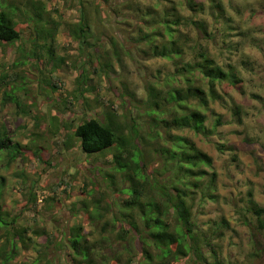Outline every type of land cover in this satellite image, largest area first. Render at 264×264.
Listing matches in <instances>:
<instances>
[{
	"label": "rangeland",
	"instance_id": "1",
	"mask_svg": "<svg viewBox=\"0 0 264 264\" xmlns=\"http://www.w3.org/2000/svg\"><path fill=\"white\" fill-rule=\"evenodd\" d=\"M86 1L91 0H83L84 3ZM111 1L123 3L124 7L129 2ZM141 1L156 4L157 7L165 3L164 0ZM175 1L185 15H190L185 0ZM201 1L208 14V0ZM220 1L225 15L238 28L235 31L241 33L235 36L231 34L227 39L239 41L240 46L237 51L230 53L222 50V38L219 35L214 40L218 46L213 45V41L207 44L210 53L218 61L237 63L241 82L234 87L224 85L221 92L228 103L231 100L239 104L243 113L242 122L238 123L233 121L230 111L222 104H215V110L223 115L226 122L218 127L216 134L209 137L189 130H168L160 118H169L170 104L163 102L160 96L152 100L153 105H159L155 109L148 95L149 87L153 85L165 96L173 83L170 75L175 70V63L194 59L195 51L191 46L197 45L194 38L199 33L195 26L186 28L189 36L182 41L184 45L181 52L166 56L153 53L151 49L154 44H158V51L161 49L163 41L160 42V34L154 36L151 42H136L140 23L134 16L125 20L114 16V21H109L111 24L106 21L100 26L90 25L92 36L89 41L95 43L100 40V51L107 50L110 56L107 63L110 66H102L105 73H93L94 66H101L94 60V66L89 67L91 73H87V90L81 91L83 84L79 86L77 79L80 71L87 68V64L82 62L88 56L78 48L70 31L71 24L79 19L78 0L15 2L21 10L15 18L21 38L14 43L0 42V80L8 82L4 90L13 91L12 99L2 101L0 87V122L5 126L6 136L11 142L22 145V152L8 167L0 165V173L6 181L2 203L5 217V212L9 216L15 215L20 227L33 225L30 231L24 233L35 242L28 247L20 244L16 260L30 262L34 259L38 254L36 248L43 247L47 234L52 231L55 232V239L50 250H56L58 254H50L54 264H68L66 252L69 248L65 232L70 227L82 225L90 237L100 238L101 234L114 233L113 229L119 224L115 210L127 197L120 190L121 176L113 168L116 143L105 152L86 154L76 141L69 149L56 141L58 137L64 139L65 129H70L81 120L96 117L108 121V114L112 112L116 113L117 121L127 125L124 133L129 134V126L134 124L141 134L150 138L154 144L148 148L149 151L158 148L160 143L170 146L172 142L169 134H182L208 153L212 165L207 168L216 172L215 192L219 198L204 202H199L197 198L194 209L198 223L206 228L213 221H220L224 217L229 222V228L224 230L219 241L223 257L233 264H264V254L254 259L247 256L253 244L248 227L243 222L244 215L251 217V212L246 209L247 191L264 206V0ZM31 2H39V5L44 3L47 11L43 16L61 23L50 43V51L49 38L33 36L35 21L30 19L36 17L33 16L35 10ZM207 18L212 24L209 15ZM142 26L146 31L155 30L152 26ZM211 28L210 25L208 29ZM160 31L158 33L169 35L164 28ZM170 32L174 35L177 31L172 29ZM112 35L116 40L119 39L120 52L128 55L115 59L108 38ZM122 36L126 37L129 52L120 41ZM200 42L206 43L203 39ZM86 49L94 54L92 46ZM101 53L105 56L103 51ZM99 57L103 64L100 54ZM129 111L132 114L126 116L125 113ZM151 115L157 120L154 121ZM156 133L157 137L152 138ZM215 143H225L232 148L219 150ZM37 145L41 147L40 152ZM36 149L37 152L33 153L32 150ZM152 154L155 156L148 158L147 167L158 169L163 160L155 151ZM62 179L65 182L57 186ZM111 180L115 183L112 184ZM110 203L112 206H109ZM106 221H109V226L102 231L101 225ZM102 244L101 250L107 254L112 255L117 249L122 259L127 254L120 245L114 244L109 248L108 241ZM130 255L138 258L134 248L130 250ZM115 260L111 258L107 264H115ZM184 261L181 258L178 264H184Z\"/></svg>",
	"mask_w": 264,
	"mask_h": 264
},
{
	"label": "trees",
	"instance_id": "2",
	"mask_svg": "<svg viewBox=\"0 0 264 264\" xmlns=\"http://www.w3.org/2000/svg\"><path fill=\"white\" fill-rule=\"evenodd\" d=\"M16 1L18 0H0V42L14 43L21 38L15 19L21 10L15 4ZM164 1L163 6L157 7L156 4H147L141 0H129L124 7L123 3H114L111 0L86 1L85 3L89 2L86 6L83 0H78L79 19L71 24L70 31L78 48L88 56L82 62L87 64V68L84 67L80 71L77 79L79 86L83 84L81 91L87 90V73H91L89 67L94 66V60L101 66L100 69L94 66L93 73H105L102 66H110V63H107L110 58L107 50H101L105 56H102L100 51V40L95 43L89 41L92 36L90 25L100 26L106 21L112 23L114 16H119L121 20L127 17L132 19L134 16L140 23L136 42H151L154 36L160 34V42L163 41L161 49L158 51V44H154L151 49L153 53L166 56L181 52L184 45L182 41L189 36L186 28L195 26L200 34L197 33L194 38L197 45L191 46L195 51L194 59L175 63V70L170 75L173 83H169L165 96L155 86L149 87L151 104L152 100L159 99L160 96L163 102L170 104L169 118H160L168 130H189L204 137L216 134L218 127L226 122L223 115L214 108L217 103L230 111L233 121L241 123L242 108L234 101L229 100L228 103V99L221 92L224 85L234 87L241 82L237 63L229 60L218 61L210 53L207 44L213 41V45L218 46L214 40L218 39L216 36L219 35L222 38V50L230 53L237 51L240 46L239 41L227 39L231 34L235 36L241 33L235 31L238 28L232 24L231 18L225 15L221 1L208 0L207 14L201 0H185V5L190 10L188 16L180 10L175 0ZM31 3L35 10L33 16L36 17L30 19L35 21L33 36L49 38V45L61 23L43 16L47 11L44 3ZM124 8L127 9V15ZM21 15L24 16V13L21 12ZM208 15L212 24L208 21ZM142 25L152 26L155 30L146 31ZM210 25L212 28L209 30ZM161 28L166 29L169 35L158 33ZM172 29L177 31L174 35L170 32ZM108 38L115 59L128 55L120 52L119 39L116 40L114 35ZM201 39L206 43L202 44ZM120 41L129 52V46L125 43L126 37L122 36ZM90 46L94 48V54L86 49ZM50 49L51 44L48 46L49 51ZM99 54L103 64L99 60ZM7 83L6 80H0L2 101L12 99L13 91L4 90ZM153 106L157 109L159 105L156 103ZM131 114V111L125 113L126 116ZM108 115V121H101L96 117L83 119L70 129H65L67 131L64 139L58 137L56 140L61 142L65 149L71 148L73 141H76L86 154L105 152L116 143L112 157L113 168L115 173L121 176L120 190L127 194L117 206L118 210H115L119 224L113 229L114 233L101 234L100 238L90 237L84 232L82 225L70 227L69 231L65 232L69 248L66 252L68 264H107L111 258L116 259L115 264H178L181 258L185 260L184 264H233L223 257L219 242L224 230L229 228L227 219L223 217L203 228L197 221L194 209L197 198L199 202L216 201L219 198L215 192L216 172L208 169L212 165L211 156L201 150L191 138L182 134H169L172 142L170 146L160 143L158 148L149 151L148 148L154 143L141 134L136 125L131 124L130 133L126 134L124 130L127 125L117 121L116 113L109 112ZM153 120H157V117ZM155 137L157 133L152 138ZM215 145L219 150L232 148L225 143ZM21 146L19 142H11L6 136L5 126L0 122V165L8 167L22 152ZM37 148L40 152L41 147L37 145ZM153 151L163 160L158 169L147 167V160L153 155ZM32 152L36 153L37 149ZM64 182L65 179L60 180L57 186ZM113 183L115 182L112 181ZM5 187V177L0 173V264H54L50 254H58L56 250H50L51 246H54L53 231L47 234L43 247L36 248L38 254L34 259L30 262L16 260L20 244L28 247L34 242L31 237L25 235L33 225L20 227L16 223L15 215L9 216L5 212L6 217L4 216L2 201ZM246 196V209L251 212V217L244 215L243 222L248 227L253 244L247 256L254 259L264 254V206L252 198L250 191H247ZM109 206H112L111 203ZM92 222L94 224V221ZM108 222L101 225L102 231L109 226ZM104 241H108L109 248L114 244L120 245L127 254L122 259L118 253L119 249L112 255L103 252L101 248ZM132 247L136 249L138 258L130 255Z\"/></svg>",
	"mask_w": 264,
	"mask_h": 264
}]
</instances>
